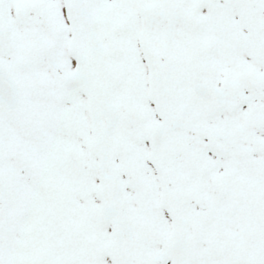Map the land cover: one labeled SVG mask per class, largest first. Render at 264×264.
Here are the masks:
<instances>
[{
    "label": "snow or ice",
    "instance_id": "1",
    "mask_svg": "<svg viewBox=\"0 0 264 264\" xmlns=\"http://www.w3.org/2000/svg\"><path fill=\"white\" fill-rule=\"evenodd\" d=\"M0 264H264V0H0Z\"/></svg>",
    "mask_w": 264,
    "mask_h": 264
}]
</instances>
